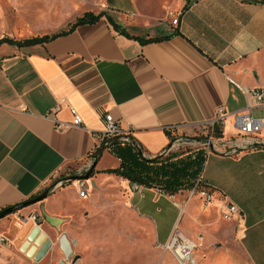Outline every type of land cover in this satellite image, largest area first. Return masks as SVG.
I'll list each match as a JSON object with an SVG mask.
<instances>
[{
  "label": "crops",
  "instance_id": "crops-1",
  "mask_svg": "<svg viewBox=\"0 0 264 264\" xmlns=\"http://www.w3.org/2000/svg\"><path fill=\"white\" fill-rule=\"evenodd\" d=\"M160 2L70 0L66 6L68 27L85 12H105L131 35L156 40L128 37L102 16L41 44H0V212L41 195L69 165L89 164L80 169L85 174L75 175L86 181V197L76 192V179L0 217V234L9 240L0 245V264H38L20 251L35 226L22 223V217L39 214V226L52 240L53 231L71 220L62 213L76 202L89 206L84 176L98 148L113 138L98 137L106 113L146 159H155L176 140L191 144L205 134L222 146L173 153L204 151L198 176L201 188L211 193L208 202L199 192L186 196L188 189L169 194L139 185L134 191L121 177L129 191L127 204L163 251L156 264H180L161 247L175 227L197 244V264H264V145L242 147L250 137L239 132L235 120L247 103L242 89L264 88V0H166L163 7ZM126 13L135 24L146 17L156 26L149 33H131ZM71 107L81 115V125L73 124ZM219 107L224 120L211 124ZM258 109L253 115L264 119V108ZM56 123L66 126L58 129ZM252 138L264 144V127ZM105 152L111 154L107 147L97 169L108 168L98 167ZM70 188L75 193L67 200ZM229 203L240 212L225 220ZM64 231L79 242L73 231ZM103 258L115 259L114 254Z\"/></svg>",
  "mask_w": 264,
  "mask_h": 264
},
{
  "label": "rangeland",
  "instance_id": "rangeland-1",
  "mask_svg": "<svg viewBox=\"0 0 264 264\" xmlns=\"http://www.w3.org/2000/svg\"><path fill=\"white\" fill-rule=\"evenodd\" d=\"M69 1L0 0V35L23 39L64 31L68 28L65 18L71 17V15H67L68 9L66 8ZM165 2L166 0H161L162 7ZM125 16L126 18L123 19L127 23L126 28L134 34L135 30L141 33H149L148 31L156 26L151 24L146 17L135 24V19L130 18V13H126L123 17ZM253 111L257 115L262 109L256 108ZM195 138L191 144L176 140L174 142L175 147L168 154H163L162 157L173 153L176 155L185 154L200 146L207 150L208 141L213 145L215 144L214 149L222 147L217 141L211 140L208 134ZM210 149L212 150V147ZM118 165L119 161L116 157L107 152L103 154L98 163V167L105 166V168H113ZM88 167L87 161L69 165L65 172L51 180V184L66 178L70 174L72 176L85 174L87 171L82 170L88 169ZM103 170L106 169L95 167L87 177L89 179V196L84 201L89 203V206L76 202L71 211L61 214L63 219L71 218L70 221H64L63 225L65 229L73 231V235L79 239L78 243L76 240L73 243V255L78 254L82 264H156L163 251L155 243L148 225L142 219H136L135 214L127 204L129 191L122 184L121 177L103 172ZM76 182L73 180L62 185L59 183L54 190H60L62 187L65 188ZM78 191L79 186L76 187V192ZM192 192H199V189L193 190L191 188L184 191L186 196L191 195ZM73 193H75L73 188L67 190V200L72 198ZM44 216L45 221H51L49 215L44 213ZM64 227L53 231V247L43 259L37 261L38 264H57L60 260H64V254L59 247V237L65 233ZM134 252L135 258H130V254ZM97 254L101 255L100 259L97 258ZM110 254H114V260L103 258V256ZM73 255L67 260L70 264L73 262Z\"/></svg>",
  "mask_w": 264,
  "mask_h": 264
},
{
  "label": "trees",
  "instance_id": "trees-1",
  "mask_svg": "<svg viewBox=\"0 0 264 264\" xmlns=\"http://www.w3.org/2000/svg\"><path fill=\"white\" fill-rule=\"evenodd\" d=\"M102 16H106L113 28L120 33L131 38H139L128 33L125 28L115 23L105 12L95 14L88 11L78 17L74 23L70 24L68 29L59 33L36 35L20 40L3 37L0 39V44L3 42L15 44L17 46L41 44L72 31L78 25L95 23ZM139 39L142 42H146L156 40L157 38ZM108 149L110 153L119 160V165L103 170V172L127 179L130 183H137L147 187H158L169 194L194 187L198 173L202 168L205 155L204 151L200 149L196 151L194 155L188 154L186 156L177 157L171 154L166 157L161 156L151 160L142 157L131 143L122 140L112 142L108 146Z\"/></svg>",
  "mask_w": 264,
  "mask_h": 264
},
{
  "label": "built area",
  "instance_id": "built-area-1",
  "mask_svg": "<svg viewBox=\"0 0 264 264\" xmlns=\"http://www.w3.org/2000/svg\"><path fill=\"white\" fill-rule=\"evenodd\" d=\"M177 22H178L177 18L172 20V24H177ZM242 91L246 95L247 103L245 109L242 112L235 113V120L239 132L243 136L250 137L242 140L241 142L242 147H248L262 143V141L253 139L252 136L258 134L264 127V119L253 115L254 109L264 108V88L244 87ZM70 111L74 117L73 124L81 125L83 120L81 115L78 113V111L74 107H71ZM225 114L226 113L224 108L219 107L216 111V115L212 120L211 124L215 122L223 121ZM103 122H104V129L102 133L98 136L99 138L102 139L105 137L111 138L115 136L127 135L122 131L119 121L116 120L110 113H106L103 115ZM65 126L66 125H63L62 123H56V127L58 129ZM122 141H128V140L127 138H125ZM173 144L171 145L170 148H172ZM207 145H208L207 148L208 152L211 151L210 149L211 147L212 150L215 147V144L213 145L210 141H208ZM170 148L164 150L163 154L168 153ZM201 184H202V180L200 174L195 181L193 190H196L199 187L198 188L199 193L201 194L204 201L208 202L211 200V193L208 192L206 189L201 188ZM78 186H79V196L86 197L87 196L86 181L83 179H79ZM139 187H140L139 184L132 183V189L134 191L139 189ZM193 193L194 192H192V194ZM239 212L240 209L237 205L233 203H229L227 205L226 210L222 213V216L225 220H231L233 215L238 214ZM29 221H31V223L34 225H39L41 223V218L39 214H37L36 212L21 218L22 223H28ZM8 242L9 240L7 239V237L0 234V245L4 246ZM161 247L164 250L171 251L175 255L176 259L180 264H197V260L195 259L194 256L195 250L197 249V244L191 239L187 238L177 227L174 228L173 232L169 236L166 243L161 245Z\"/></svg>",
  "mask_w": 264,
  "mask_h": 264
},
{
  "label": "water",
  "instance_id": "water-1",
  "mask_svg": "<svg viewBox=\"0 0 264 264\" xmlns=\"http://www.w3.org/2000/svg\"><path fill=\"white\" fill-rule=\"evenodd\" d=\"M127 138L128 142L131 143L134 148L137 150V152L142 156L145 157L143 154V151L141 150V148L135 143V141L129 136V135H121V136H115L111 139H109L106 143H104L102 146H100L97 150V152L94 155V161L93 164L89 170V172L84 176V178L89 177V175L91 174L93 168L96 166L97 164V160L100 156V154L114 141H120ZM173 143H171L169 145V147L167 149H169L171 147ZM258 145H264L263 143L257 144V145H252V146H258ZM166 149V150H167ZM163 155V153L159 156H157L156 158H159ZM155 158V159H156ZM81 177L78 176H69L63 179H60L59 181H57L56 183H54L51 187H49L48 189H46L41 195H39L38 197H36L35 199H32L26 203H22L18 206L15 207H11L9 209H6L2 212H0V217L12 212L13 210L22 207L24 205L33 203L39 199L44 198L45 196H47L54 188L55 186H57L59 183L62 185L65 182H69L72 180H78ZM53 247V241L51 240L50 237L47 236V234L41 230L39 225H35L33 227V229L29 232V234L27 235V238L25 239V241L21 244L20 246V251L25 253L28 257L33 258L35 261H40L41 259H43L45 257V255L50 251V249ZM59 247L61 249V251L64 254V260H60L57 264H70L67 262V260L70 258V256L73 255V242L68 238V236L65 233H62L59 237ZM72 264H81L80 258L78 254L73 255V262Z\"/></svg>",
  "mask_w": 264,
  "mask_h": 264
}]
</instances>
